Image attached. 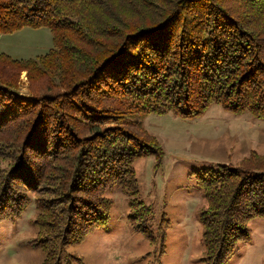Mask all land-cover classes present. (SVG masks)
Returning a JSON list of instances; mask_svg holds the SVG:
<instances>
[{"label": "trees", "instance_id": "trees-1", "mask_svg": "<svg viewBox=\"0 0 264 264\" xmlns=\"http://www.w3.org/2000/svg\"><path fill=\"white\" fill-rule=\"evenodd\" d=\"M23 27L48 28L52 47L29 59L0 53V146L9 156L0 221L36 196L32 243L43 264H82L65 249L106 223V192L138 193L136 158L161 164L163 149L136 116L188 118L215 103L264 117V0H0V34ZM16 71L26 72L27 94L13 85ZM195 175L207 261L223 264L246 222L264 217V163Z\"/></svg>", "mask_w": 264, "mask_h": 264}, {"label": "rangeland", "instance_id": "rangeland-1", "mask_svg": "<svg viewBox=\"0 0 264 264\" xmlns=\"http://www.w3.org/2000/svg\"><path fill=\"white\" fill-rule=\"evenodd\" d=\"M124 14L121 16L127 20L133 16ZM51 47L52 34L46 27L0 34V53L13 58H35ZM12 76L17 92L27 94L30 81L26 72L16 71ZM135 119L155 136L164 159L157 165L152 155L136 158L132 166L138 193L130 196L117 186L108 190L112 205L106 223L65 252L80 256L82 264H219L215 256L207 261L200 220L206 201L195 172L217 163L263 164L264 117L235 113L213 103L188 118L168 112ZM8 158L0 146V161L6 159L0 162L2 169ZM33 198L36 196H30L32 201L19 215L0 221V264L44 263L45 252L32 243L37 233ZM131 200L139 204L131 207ZM142 229L148 232L142 233ZM246 230L244 241L223 264H264V217L247 221Z\"/></svg>", "mask_w": 264, "mask_h": 264}]
</instances>
